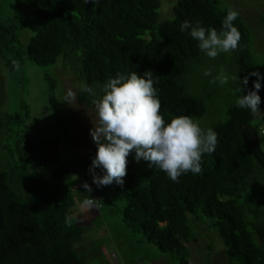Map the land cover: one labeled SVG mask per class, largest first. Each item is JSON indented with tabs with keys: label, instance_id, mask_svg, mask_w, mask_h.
<instances>
[{
	"label": "trees",
	"instance_id": "obj_1",
	"mask_svg": "<svg viewBox=\"0 0 264 264\" xmlns=\"http://www.w3.org/2000/svg\"><path fill=\"white\" fill-rule=\"evenodd\" d=\"M158 8L159 0H100L95 6L91 0H14L13 19L33 36L22 53L14 52L17 38L12 26L0 21V60L11 68L10 55L19 62L24 56L34 65L46 66L62 56L81 85L95 90V96L77 90L76 101L87 106L103 95L104 83L117 73L142 75L151 69L158 78L154 86L165 121L189 115L202 129L212 128L218 144L214 153L203 154L202 174L183 175L179 183L144 161L137 163L132 152L123 185H109L129 192L122 222L160 252L173 254L179 264H189L185 246L193 239L189 215H204L212 219L229 262L264 264V146L259 141L264 80L261 111L256 115L236 107L239 96L253 88L255 76H249L242 92L238 82L229 80L223 86L211 82L221 71L229 77L242 78L253 71L264 75L250 57L248 31L238 16L233 21L241 33L238 50L227 60L221 54L209 59L188 34L190 29L181 32L180 25L199 21L219 32L229 9L220 8L217 0H177L172 19L158 21ZM205 69L212 75L204 76ZM46 79L55 127L63 129L56 81ZM229 90L231 95L225 93ZM223 100L226 110L220 118L216 108ZM206 117L211 121L202 126L200 120ZM253 135L258 150L251 147ZM22 144L18 156L28 163L25 172L16 173L11 167L0 171V264H86L74 249L83 228L65 223L74 196L65 179L68 168L61 161L62 138L33 135ZM96 152L93 142L88 149L91 161ZM11 182L21 183L28 198L22 200Z\"/></svg>",
	"mask_w": 264,
	"mask_h": 264
},
{
	"label": "rangeland",
	"instance_id": "obj_2",
	"mask_svg": "<svg viewBox=\"0 0 264 264\" xmlns=\"http://www.w3.org/2000/svg\"><path fill=\"white\" fill-rule=\"evenodd\" d=\"M217 1L220 8H231L239 13L250 38V57L256 66L264 70V0ZM176 2L159 0L158 21L172 19V7ZM13 12L14 0H0V21L12 26L17 38L14 52L22 53L33 32L13 19ZM229 54L221 53V57L227 60ZM8 58L19 59L14 58V55ZM19 64L20 69L15 70L0 60V171L11 167L16 173L25 172L28 163L21 161L18 156V149L24 139L33 135L60 136L61 161L69 167L65 179L70 181L73 194L76 185L87 182L91 187L94 208L98 212L78 211L79 205L74 197V207L68 215L73 223L83 228L84 233L74 249L86 264H179L173 254L160 252L155 245L146 242L141 233H133L124 225L121 210L129 195L128 191H116L110 186L97 187L93 183L89 172L92 161L88 149L93 143L90 129L96 122L94 104L87 106L71 99L69 104L63 101L69 90L76 94L81 86L75 71L71 69V63L60 56L53 64L37 66L23 56ZM46 77L56 81L55 96L63 129L55 127L56 120L47 102ZM230 91L225 93L231 95ZM226 103L227 100H223L217 105L220 118L226 110ZM210 121L211 118L206 117L200 123L203 126ZM263 135L264 123L259 134L262 148ZM95 171L102 174L98 169ZM10 185L22 200L28 198L29 192L21 183L11 182ZM101 192L103 196L97 197L96 194ZM188 221L193 235V239L185 242L189 264H236L228 261L225 245L212 225V219L204 215H189Z\"/></svg>",
	"mask_w": 264,
	"mask_h": 264
},
{
	"label": "clouds",
	"instance_id": "obj_3",
	"mask_svg": "<svg viewBox=\"0 0 264 264\" xmlns=\"http://www.w3.org/2000/svg\"><path fill=\"white\" fill-rule=\"evenodd\" d=\"M89 0H84L88 3ZM98 5L100 0H91ZM239 13L229 8L222 21L221 30L205 28L201 22L192 24L185 20L180 25L181 32L190 29L191 38L198 41V48L209 59H216L221 53L238 50L241 33L234 26ZM13 69L19 70L20 64L12 60ZM204 76H211V69H205ZM249 76H255L253 88L239 96L236 107L248 110L252 115L258 114L261 104V80L264 75L253 71L244 77L237 74L229 77L221 71L212 79V83L221 86L229 80L238 82L240 91L247 88ZM158 78L151 69L142 75L135 71L117 73L108 79L102 88L103 95L93 101L96 122L90 129V135L97 147L95 157L89 167L93 183L97 187L109 186L112 183L123 185L127 175V157L134 152L137 163L144 161L149 168L155 167L165 172L168 179L179 183L180 177L191 173L202 174L203 154H212L218 144V134L212 129H202L197 121L189 115H177L166 122L161 114V101L158 89L154 86ZM243 86V88H242ZM81 93L95 96V90L87 84L80 86ZM76 100L75 93L68 91L65 99ZM99 168L102 174H97ZM84 188L91 191L90 185ZM84 206L94 207V199L84 201ZM66 226L72 221L65 220Z\"/></svg>",
	"mask_w": 264,
	"mask_h": 264
},
{
	"label": "crops",
	"instance_id": "obj_4",
	"mask_svg": "<svg viewBox=\"0 0 264 264\" xmlns=\"http://www.w3.org/2000/svg\"><path fill=\"white\" fill-rule=\"evenodd\" d=\"M67 168H68V171H69V167L68 166H67ZM74 190L75 191H74V194L73 195L76 198L77 203L79 205V208H78L79 210L78 211H81V212H91L92 214H97L98 212H97L96 208H94V207L89 208L87 206H84V201L85 200H87V199H93V197L91 196V193L84 188V183L81 184V185H76L74 187ZM102 194H103L102 192L101 193H97L96 196L97 197H102L103 196ZM73 207H74V205H73Z\"/></svg>",
	"mask_w": 264,
	"mask_h": 264
},
{
	"label": "water",
	"instance_id": "obj_5",
	"mask_svg": "<svg viewBox=\"0 0 264 264\" xmlns=\"http://www.w3.org/2000/svg\"><path fill=\"white\" fill-rule=\"evenodd\" d=\"M244 128V124L242 125V129ZM242 132V136H243V130H241ZM251 147L255 150H258V143H257V140H256V137L255 135L252 136V143H251Z\"/></svg>",
	"mask_w": 264,
	"mask_h": 264
}]
</instances>
